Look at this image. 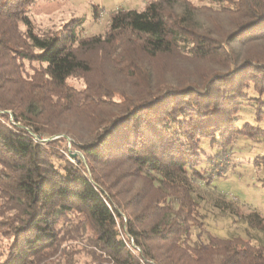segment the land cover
<instances>
[{
  "label": "trees",
  "instance_id": "obj_1",
  "mask_svg": "<svg viewBox=\"0 0 264 264\" xmlns=\"http://www.w3.org/2000/svg\"><path fill=\"white\" fill-rule=\"evenodd\" d=\"M37 1L0 0V264H43L75 232L112 264H264L250 238L192 242L193 182L219 176L236 139L264 142L260 126L238 125L247 108L264 119V0H151L91 37L80 20L38 33ZM180 59L213 68L163 79ZM63 134L88 167L55 148L64 139L38 141ZM245 220L264 234L263 215Z\"/></svg>",
  "mask_w": 264,
  "mask_h": 264
},
{
  "label": "rangeland",
  "instance_id": "obj_2",
  "mask_svg": "<svg viewBox=\"0 0 264 264\" xmlns=\"http://www.w3.org/2000/svg\"><path fill=\"white\" fill-rule=\"evenodd\" d=\"M149 1L151 0H38L28 14L40 34H53L69 21L80 20L84 24L82 31H77L78 35L105 36L109 32L111 16L115 11L141 10ZM189 1L195 6L201 5L198 0ZM163 65L162 68L167 69L161 73L163 79L177 76L178 79L188 80L213 68L208 62L193 63L184 59H180L178 63L165 61ZM25 68L32 72V65L26 63ZM166 73H169V76ZM111 75L117 76V79L112 77L111 85H120L119 82L124 80L121 75ZM69 84L78 88L85 87V81L80 77L71 78ZM250 94L257 97L255 93ZM6 113L9 117L11 115L8 120L11 122L13 120L11 112ZM238 118L239 126L251 123L264 129V119L258 122L251 108L239 113ZM58 139H64V143L61 147L56 145L55 148L74 163H77L74 160L77 158L88 167L84 154L77 148L78 142L71 136L65 134L43 136L38 138V141L48 144ZM205 145L209 151L208 144ZM209 153L214 155L217 151ZM220 163L224 170L217 171L220 173L219 176L215 172L210 182L208 180L193 182L195 187L193 196L200 204L199 221L202 226L192 227V242H208L209 236L221 239L240 236L252 239L255 244H264V234L250 229L245 220L252 212L264 216V142L261 139L238 138ZM140 185L144 186L143 180L137 184L135 191ZM6 211V206L2 208L0 201V214L2 212L5 214ZM69 235L65 236V242L59 251L46 257L42 261L43 264H112L91 242L89 232L82 234L75 232L72 233L73 238L68 239Z\"/></svg>",
  "mask_w": 264,
  "mask_h": 264
},
{
  "label": "built area",
  "instance_id": "obj_3",
  "mask_svg": "<svg viewBox=\"0 0 264 264\" xmlns=\"http://www.w3.org/2000/svg\"><path fill=\"white\" fill-rule=\"evenodd\" d=\"M126 243H127L128 247H129L132 251H136V250H138V249L135 247V243H134V240H133V239L127 240Z\"/></svg>",
  "mask_w": 264,
  "mask_h": 264
}]
</instances>
